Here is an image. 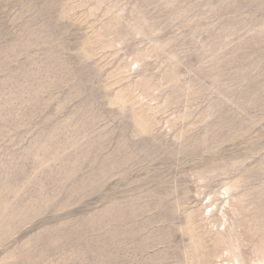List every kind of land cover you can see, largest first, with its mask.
I'll return each mask as SVG.
<instances>
[{"label": "rangeland", "instance_id": "rangeland-1", "mask_svg": "<svg viewBox=\"0 0 264 264\" xmlns=\"http://www.w3.org/2000/svg\"><path fill=\"white\" fill-rule=\"evenodd\" d=\"M257 263L264 0H0V264Z\"/></svg>", "mask_w": 264, "mask_h": 264}, {"label": "bare ground", "instance_id": "bare-ground-1", "mask_svg": "<svg viewBox=\"0 0 264 264\" xmlns=\"http://www.w3.org/2000/svg\"><path fill=\"white\" fill-rule=\"evenodd\" d=\"M258 262V261H257ZM258 264V263H257Z\"/></svg>", "mask_w": 264, "mask_h": 264}]
</instances>
